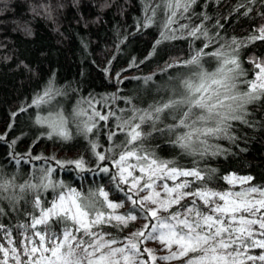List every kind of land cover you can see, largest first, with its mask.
I'll return each instance as SVG.
<instances>
[{
    "label": "snow or ice",
    "instance_id": "obj_1",
    "mask_svg": "<svg viewBox=\"0 0 264 264\" xmlns=\"http://www.w3.org/2000/svg\"><path fill=\"white\" fill-rule=\"evenodd\" d=\"M197 4L198 0H158L146 12L144 26L163 15L157 44L186 40L192 45L189 58L178 62L186 71L169 82L165 99L146 109L128 100L127 110L103 101L108 108L103 114L96 107L101 101L89 99L84 101L87 108L78 106L72 113L71 123L88 141L85 151L91 155L56 164L107 174L108 190L98 186L86 193L65 191L64 184L51 179V168L41 169L36 183L17 184L15 176L0 173V198L15 201L18 197L12 194L17 190L34 193L25 213L28 219L16 226L17 240L0 224L5 233L0 240L7 238L12 245L0 243V264H264V186L252 185L251 176L232 174L216 178L232 187L216 190L209 186L215 170L199 167V161L218 154L210 141L231 138L233 122L247 123V106L264 99V60L252 61L253 78L248 79L238 58L245 43L264 41V26L244 39H218L219 33L209 36L203 25L209 17L195 13ZM256 4L264 5V0H240L236 10L248 15ZM259 14L264 18V10ZM213 61L214 71L205 67ZM57 94L49 82L29 106L40 107ZM48 112L35 120L51 130L47 139L71 140L69 118L55 107ZM99 121L105 122L104 144L98 140ZM160 143L178 149L181 160L193 158L192 166L162 159ZM50 188L56 196L49 205L41 192ZM125 205L126 210L119 211ZM138 219L144 223L136 228ZM129 227L136 230L126 233ZM151 242L166 254L158 256L156 249L147 247Z\"/></svg>",
    "mask_w": 264,
    "mask_h": 264
},
{
    "label": "trees",
    "instance_id": "obj_2",
    "mask_svg": "<svg viewBox=\"0 0 264 264\" xmlns=\"http://www.w3.org/2000/svg\"><path fill=\"white\" fill-rule=\"evenodd\" d=\"M155 2L158 0H0V173L15 176L17 184L29 180L36 183L40 170L51 168V179L64 184L65 191L71 188L86 193L98 186L108 190L107 174L81 172L74 166L61 168L56 160L78 155L87 160L91 155L85 151L88 141L76 134L75 124L71 123L78 106L88 107L84 101H101L96 107L102 114L108 111L103 101L113 109L127 110L126 101L131 100L132 106L146 109L165 99L166 86L186 71L178 62L189 58L192 45L186 40L156 43L162 14L154 17L151 26H144L149 5ZM239 2L198 0L194 11L209 17L203 21L209 36L219 33L218 39H244L264 26L259 14L264 5H253V13L242 15L244 9L236 10ZM193 21L199 23L195 17ZM238 51L241 67L248 73L246 78H253L252 61L264 60V41L245 43ZM205 67L214 71L215 61ZM49 82L60 94L46 98L40 107L29 106L43 95ZM22 107L27 111H20ZM53 107L69 118L71 140L47 139L51 130L35 123L38 115L47 116ZM247 113V123L233 122L231 138L210 141L213 148L219 149L218 154L199 161V167L215 170L209 186L216 190L231 188L216 178L232 174L251 176L252 185L264 186V99L248 105ZM107 123L114 125L112 119ZM99 124L98 140L104 144L105 122ZM178 152L170 144H159L162 159H177L183 167H191L193 158L181 160ZM12 195L18 198H0V224L17 240L16 226L28 219L25 213L34 193L17 190ZM55 196L51 188L41 192L42 201L49 205ZM143 223L138 219L136 228ZM135 230L129 227L125 232ZM4 235L0 231V236ZM0 243L10 247L7 238ZM147 247L156 249L158 256L166 254L155 242Z\"/></svg>",
    "mask_w": 264,
    "mask_h": 264
},
{
    "label": "rangeland",
    "instance_id": "obj_3",
    "mask_svg": "<svg viewBox=\"0 0 264 264\" xmlns=\"http://www.w3.org/2000/svg\"><path fill=\"white\" fill-rule=\"evenodd\" d=\"M10 247H12V245L10 244Z\"/></svg>",
    "mask_w": 264,
    "mask_h": 264
}]
</instances>
